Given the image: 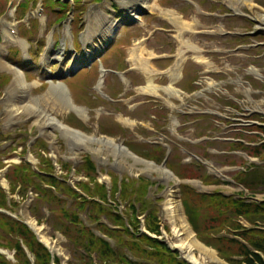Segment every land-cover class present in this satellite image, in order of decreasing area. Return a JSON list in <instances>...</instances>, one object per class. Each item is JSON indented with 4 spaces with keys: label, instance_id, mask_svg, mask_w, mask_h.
Here are the masks:
<instances>
[{
    "label": "rangeland",
    "instance_id": "374dc122",
    "mask_svg": "<svg viewBox=\"0 0 264 264\" xmlns=\"http://www.w3.org/2000/svg\"><path fill=\"white\" fill-rule=\"evenodd\" d=\"M13 4H10L9 8H5V2L2 3L0 0V72H6L11 74L12 80L9 84L6 85V87L2 91V95L0 96V161L2 163L4 162H18L24 157H26L25 154L20 153V150L22 147L26 146L28 152V155L30 156V160H32L34 163H37L38 160L36 158V154L38 155L37 147L34 146V138L40 137V139L45 140V148L46 151L49 152L48 155L55 156L54 161L56 160H64L68 161L71 164H73L72 167H77L79 164H82L84 161H81V157L90 154L91 159L93 162H95L96 168H97V176L98 180L104 181L107 180L105 171L107 169H111L116 171L118 174H126L131 177H137L138 175H145L148 176L151 180L156 181L158 184L162 185L163 187H158L157 184L150 188L148 197L151 200L155 201V207L158 211V217L160 220V225L162 227V233L163 238L169 242L173 247L176 241L174 230L177 228L178 224L181 222L180 214H181V208L180 203L178 200V189H177V183L179 182L176 178L164 174L165 170H160L156 166V161H154L152 164L148 162H141L138 160H135L134 158L124 155L121 152L114 151L112 147H110L106 142L103 143H97V142H80L78 139V142H76L73 138H68L67 134L63 133L60 129H58L55 126L52 125H43L40 124L39 121H44V115L46 117H54L57 121L61 122L64 126L67 128L72 129L67 125V108L65 109L63 106V103L60 101L62 98V91H59V87L57 86L61 79H54V78H48L51 77V75L56 74L60 70V65L58 59V54L53 53V49L49 48V39L52 35V32L54 31L55 34L58 33V39L63 42L65 39L70 42L71 38L69 39L65 33L63 28H65L64 24L60 26H56V29H50L49 26L46 25V20L50 24V22L55 18V14L49 9L45 11L43 14L44 17L37 18L36 15L37 6H34L32 8H28L25 16H23L20 20L14 21L11 19V16L13 13L19 14L20 10L16 9V2L18 0H13ZM117 3L121 6V0H116ZM205 1L204 6L208 9H212L213 11H217V8L219 5H223V1L225 3H228L226 0H203ZM250 1V0H249ZM257 4L259 8H261V11L257 10H251L246 4V2L242 3L243 5L240 7V9L248 10V14L253 18H259L260 24H257L258 26L264 27V0H252ZM93 0H82V6H83V13L82 18L86 15V21L87 16L93 14L95 10H103L105 7L103 5H93ZM166 0L159 1V4L164 5ZM179 3V1H174V3L171 5L172 7H175V4ZM8 4V3H7ZM219 4V5H218ZM180 5V4H179ZM232 6H236L237 3L232 1ZM182 7H186L183 5ZM4 8V10H3ZM179 8V7H178ZM221 9V8H220ZM3 10V11H2ZM225 13H233V10L230 9H223L221 10ZM188 12H186L187 14ZM165 16V15H164ZM37 18L39 26L36 31H32V33H25V22L27 20H34ZM166 18V16H165ZM200 19L202 23H208L209 26H213L210 24L211 22H219V25L223 27V29L219 31H215L211 35H207L205 37L201 36H193V41H202L206 42L208 41L207 46L211 50L212 48L222 46L224 48L231 47L235 43H238L239 41H230L227 38H223L219 33H221L224 29L233 28L232 30L237 29H245L246 27L251 28V24H249L247 21L243 20H237V19H223V20H207L204 17H201ZM158 20V19H157ZM156 24V20L153 21ZM158 23H164L162 20H158ZM10 24H15L13 26L15 29H18L22 35V38H28L30 41H33L36 44H38V50L35 52V59L32 61L31 65H24L27 63L26 59L30 61V57L26 53L28 49L30 48V45L22 46L15 43H8L5 39L6 33H8ZM79 24L78 21L74 24V32H75V38L78 44V35H79ZM169 26V25H168ZM33 27V25H32ZM11 28V27H10ZM126 34L124 43H128V35L131 34V30L127 29L126 27H123L121 29V34ZM257 36V35H256ZM171 38V37H170ZM206 40H201V39ZM245 41L241 42H250L252 39L244 38ZM255 40H258L257 37L254 38ZM192 40V39H190ZM236 40V39H235ZM47 41V42H46ZM55 44L57 45L55 47L56 52L62 49L61 42ZM56 42V41H55ZM121 44V41L118 43L117 46H115L111 51L108 52V55L104 58H102V61L108 62L107 65H120L123 61L118 60L115 63L111 62L113 60H116L119 54L117 53V49L119 48V45ZM167 37L162 34H156V36L148 43L147 46H143L142 51V57H145V63L146 56L150 54V52H162V51H170L173 49V45L168 47L167 45ZM42 45H45L44 48ZM18 46L20 47V55L16 58L18 60V63L16 66L11 64L9 60V50L11 47ZM26 49V50H23ZM150 50V51H149ZM47 51H50L51 54V63L47 64L48 61L44 62V56ZM68 51V50H67ZM69 55V51L67 53V56ZM225 57L222 59L221 54L219 53H210L208 57H205V61L209 63V67H217L221 63L223 66H225V70L223 68H220L219 71H225L228 74L234 75V70H239L241 77L244 79H251V77L248 75L247 66L249 63L255 64L256 67L260 68V70L264 73V47L260 48H251L248 51H238L236 53H232L229 55H224ZM261 56V57H260ZM191 63V69L198 70L200 67L199 65H194L195 62ZM143 63L142 66L145 67L146 64ZM65 62L63 65H66ZM107 65H104L108 67ZM197 67V68H196ZM11 68L12 70H9ZM64 68H68V66H64ZM96 65L94 67V71L88 72L87 70L83 69L80 72H78L76 75L66 77L64 79V83L66 84L67 88L70 90L71 97L73 102L78 103H84L86 105H91L94 102V93L90 90L92 89V85L98 84L99 81H101V88L106 92H116L121 91L120 88L122 87L119 84V78L114 75H108L105 74L103 77L99 78V74L95 72ZM210 73L208 76L213 78L214 80L218 78V81H224L225 90L227 93L223 94L220 97H216L215 94H209L207 101L202 102L204 106H207L210 110L217 109V108H225L226 101L229 103L230 99L232 100L231 95H236L238 97H242L243 95V89L238 90L239 93H236L235 90L240 89V83H236L233 85H229V81L227 79H220L221 76H219L215 69L211 68L209 69ZM20 72V73H19ZM24 72H27L29 74V77L25 75ZM140 73L139 70L138 72ZM15 74H19L20 77H23L24 83L16 82L14 80ZM145 74V73H144ZM146 75V74H145ZM226 75V74H224ZM138 76V75H136ZM135 76V77H136ZM105 77V79H104ZM151 78V77H150ZM224 78H226L224 76ZM104 79V80H103ZM125 81V87L128 85L129 80H127L125 77L122 78ZM185 79H183L179 84H181ZM42 81H48L49 86L46 85L41 86ZM163 82H167V80H162ZM143 79H140L136 77L133 81L136 86H132V82H130V89L128 91H125V93H133L132 89L135 90V87L142 86ZM154 84H156V79L153 80ZM52 83V84H51ZM23 86H22V85ZM26 85V86H25ZM53 85H56V87H51ZM255 90L249 93V96L252 97L256 101H261V103H264V95L262 92H256L258 86L254 87ZM264 89V87H263ZM127 93V94H128ZM45 96H49L50 100H53V105L50 100L46 99ZM130 98V97H129ZM63 99V98H62ZM154 99V98H153ZM137 97L134 99L126 100V104L131 105L134 103L133 101H136ZM129 101V102H128ZM96 104L104 105L105 107L109 108L112 107L111 105L101 103L99 101L96 102ZM117 105V104H115ZM41 107L40 109H36L37 107ZM120 109H116V108ZM203 107V106H202ZM116 108H112L111 110L114 112V114L110 117L99 115V113L96 110V114L92 116V113L88 108L85 109V112L87 114V120L82 122L85 127H81L82 134H85V136H92V137H99L100 133L97 131L98 124L102 126H109L112 127L116 133H119L117 130L120 131L118 125L115 123L118 120V116L120 113H124L130 118H133L136 120L135 122H143L150 118L151 115L155 112L154 108H156L154 105H149L148 103L144 106H138L135 108L134 112L131 113L129 110H127V107L125 108L122 106H116ZM262 109H264V106H262ZM211 113L213 111H210ZM231 115H234V112H229ZM156 117V112L154 113ZM209 116L207 118H204L201 121L193 122V123H183L185 120L184 118L177 119L178 121V127H177V135L174 136L169 134V137L171 140H179V141H188V143H191L190 145H187L191 152L196 153L195 159L202 161L205 168H207L206 164L204 163H214L219 168H221L224 172V177L222 180L228 181V177L231 176V174L240 168L239 163L242 159L240 157H243L246 159V153L245 151H237V154H233V152H227L229 147L222 141V142H211L208 144H205L203 142L204 138H201L203 134L209 135L211 137H226V138H239L241 141H249V137L247 136L246 132L241 133L238 131V128L240 125H238V122L230 123L227 120H224L225 122L223 124L218 123L217 118L214 116V114H208ZM159 115L158 117H160ZM264 116V114H262ZM142 119V120H140ZM75 123L74 118L71 117L69 120V124ZM130 124V123H129ZM116 127V128H115ZM130 127V126H129ZM130 130V129H128ZM77 131V130H76ZM144 135L145 134L142 130H140ZM126 137L128 138V146L130 149H134L135 152H138L141 154L140 150H149V147L147 146H140L138 143L139 140L134 138L132 136V133L130 131L126 132ZM119 135L116 134L113 136H109V139H111L113 142L118 143V141L121 142V139H119ZM84 139V137H81ZM152 140H156V137H152ZM18 140V141H15ZM122 143V142H121ZM16 144V149H12L10 146ZM131 144V147L130 145ZM7 149L6 153L2 154L1 151ZM132 149V150H133ZM177 152V157L182 158L183 162H191L192 159L188 157L185 153L178 152V150L174 151ZM227 152L226 154H224ZM8 155V156H7ZM228 155V156H223ZM234 159L237 164L235 167H230L231 170H225L226 166L228 165L227 159L228 158ZM174 159V158H173ZM172 158L169 159L171 161ZM81 161V162H80ZM259 164H262V162H258ZM178 168V166H175ZM264 174V172H261ZM174 184V187L171 189L170 196L167 197L166 190L168 187ZM197 185V182H196ZM194 182L192 183V186L195 188L196 191H199L200 189L202 191L206 192H212L215 189H220L224 191L225 193H232L239 191L240 188L237 185L232 184H219V185H211V186H200L196 187ZM28 200H23L20 202L19 207L16 208V212L14 213L18 218L22 219L23 221L27 222L25 217V212L29 210V204H27ZM169 203V204H168ZM41 204L39 206V215L43 216L42 214L46 211V205ZM51 207V204H47ZM170 205V206H168ZM28 206V208H27ZM166 207H173V210H175V215L178 216V218L172 217L169 212H167ZM47 214V213H46ZM49 217L44 221V224H46V228L42 234V241H44L48 247L52 250L54 255H57L61 259V264H67L68 261L72 260L70 256L69 250L72 248V244L68 241L66 242L65 239L59 234V232L56 231L54 227L60 226V223L58 220L55 219V215L51 213L48 215ZM81 217H83L84 221L90 225L91 223L86 218L85 213H81ZM175 218V221L173 223V220ZM106 223V222H105ZM54 225V227L52 226ZM108 224V223H107ZM167 230H165V228ZM181 239L184 238V236H179ZM67 244V245H66ZM70 247V249L67 248ZM77 251H80L77 249ZM81 252V251H80ZM9 256H11V253H9ZM211 262V261H210Z\"/></svg>",
    "mask_w": 264,
    "mask_h": 264
},
{
    "label": "trees",
    "instance_id": "16d2710c",
    "mask_svg": "<svg viewBox=\"0 0 264 264\" xmlns=\"http://www.w3.org/2000/svg\"><path fill=\"white\" fill-rule=\"evenodd\" d=\"M56 3L60 4L59 1ZM62 6H64L63 12L65 13L68 10V4H63ZM7 81L8 77L2 76L0 87ZM251 151L264 157V144L252 148ZM153 153H148L145 156L154 159ZM40 161L41 168L46 173L45 175L38 174L25 162L13 165L8 173L10 190L14 192L17 186L20 185L22 194H24L27 188L33 187L38 193L39 201L44 200L51 204L50 210H53L54 214H56V220L61 224L62 233L65 234L68 241L72 244L70 251L76 262H71L70 264H93L91 253L96 255L99 264H188L180 260L177 253L172 252L161 240L136 232L138 220L135 214L137 210L135 202H139L141 204L140 211L146 212L147 229L157 235L160 234L156 213L148 208L149 205L147 206L146 202L140 200V197L145 194L148 180L141 178L139 184H135L136 180L121 181L120 197L122 200L130 201L128 206L130 211L120 214L113 210L112 207H107L100 202L88 201L71 187L56 179L52 175L53 166L50 159L40 156ZM64 167L69 169L70 165L66 163ZM172 168L174 174L179 178L199 176L205 183L216 181V179L206 174H200L198 170L184 167ZM82 170L85 171L86 176L89 178L88 182L82 183V187L89 194H96L102 201H105V186L96 181L95 165L89 157H86ZM112 175L113 195L118 190V186L116 175ZM259 177L261 175L257 177L254 170L250 173L238 172L236 176L250 190H253L260 182ZM92 182L94 183L93 187L90 186ZM46 184L53 186L54 189L45 187ZM60 192L64 193L67 199L73 200L71 208H65L67 199L64 196L61 197L58 194ZM180 193L184 212L189 218L198 238L203 243L216 248L219 256L224 258L229 264H264V259L260 254L251 251L239 240L223 235L218 237L211 236L212 232L217 233L224 227L240 228V225L235 221L238 215L245 216L250 221L259 219L264 223V202L260 204L246 203L242 198L236 199L233 196H226L218 192L197 194L183 184L180 186ZM134 195H137V197L133 199ZM12 203L16 205L14 201ZM0 208H9L6 195L2 190H0ZM82 210H86L88 217L96 222L97 229L114 240V245L103 237L98 236L82 222L78 215V212ZM102 215H105L118 228L111 229L100 222ZM125 218H127L130 227L126 226ZM240 237L253 249L264 255V229H250L241 232ZM20 240L25 243L34 256L35 264H52L49 250L36 239L33 232L25 224L0 213V246L14 249V258L16 260V262H11L0 254V264H31L20 244ZM77 249L83 251L80 252L81 250L77 251ZM55 262L59 263V259L56 258Z\"/></svg>",
    "mask_w": 264,
    "mask_h": 264
},
{
    "label": "bare ground",
    "instance_id": "6f19581e",
    "mask_svg": "<svg viewBox=\"0 0 264 264\" xmlns=\"http://www.w3.org/2000/svg\"><path fill=\"white\" fill-rule=\"evenodd\" d=\"M235 1H237V2H241V0H235ZM246 1H248V0H246ZM251 4V3H250ZM250 7H251V5H250ZM251 9H257V11H261V9L259 8V7H256L255 5H252V8ZM179 56H180V54H179ZM9 70H12L11 68H9ZM13 71V70H12ZM14 80L16 81V82H21L22 84L24 83V80H23V77H20V75L19 74H15V76H14ZM21 84V85H22ZM151 84H149V86H150ZM63 90H65V89H63ZM148 91H151V92H155L156 90L154 89V86H150L149 88H148ZM45 98L46 99H48V100H50L49 99V96H45ZM51 101V103L53 102V100H50ZM52 105H53V103H52ZM39 123L40 124H43V125H45V124H52L53 126H55V127H57L58 129H60L63 133H65V134H67V136H69L68 138H73L76 142H78V140L80 141V142H88V140L89 141H92V142H101L102 143V141L101 140H95L94 138H92V137H88V138H84V139H82L81 137H82V134H78L77 132H75V131H73V130H71V129H69V128H67L66 126H64L61 122H59V121H57L55 118H53V117H50L47 121H39ZM78 139V140H77ZM88 139V140H87ZM106 143L107 144H109L110 143V141H106ZM112 147H113V149H114V151H117L118 150V146H115V144H112L111 145ZM121 150H123L122 148H121ZM119 153H120V151H119ZM132 156V155H131ZM133 157V156H132ZM135 160H138V159H136L135 157H133ZM149 165V164H148ZM165 175H167L168 177H169V174L168 173H164ZM169 204V203H168ZM168 206H170V205H168ZM167 208V212H169V214L172 216V217H175V218H178V216L177 215H175V210H173V207H166ZM175 218H174V220H173V223H174V221H175ZM181 234H183L184 236L185 235H187L186 236V238L185 239H183V242H182V240H179V244L178 243H176L175 244V246L176 247H178L179 249H180V251H181V253L184 255V256H186L188 259H190L192 262H194L195 264H198L197 263V259L195 258V257H193V251H194V248L198 251V252H201L202 253V255H206V257L207 258H212V259H216V255H215V252L214 251H211L210 249H206V248H204L200 243H198L195 239H189L188 237L190 236V234H191V232H189V230L187 229V226H186V224L185 223H182V222H180V229H178V228H176V230H175V237H177V239L178 238H180L179 236L181 235ZM199 247V248H198ZM200 264H204V263H200ZM222 264H224V263H222Z\"/></svg>",
    "mask_w": 264,
    "mask_h": 264
}]
</instances>
